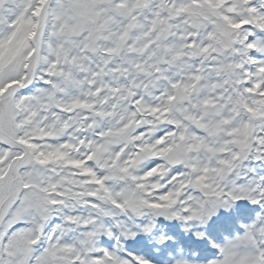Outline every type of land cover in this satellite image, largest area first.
I'll use <instances>...</instances> for the list:
<instances>
[{
	"label": "snow or ice",
	"instance_id": "obj_1",
	"mask_svg": "<svg viewBox=\"0 0 264 264\" xmlns=\"http://www.w3.org/2000/svg\"><path fill=\"white\" fill-rule=\"evenodd\" d=\"M0 264H264V0H0Z\"/></svg>",
	"mask_w": 264,
	"mask_h": 264
}]
</instances>
